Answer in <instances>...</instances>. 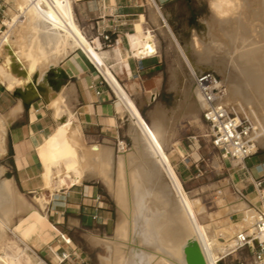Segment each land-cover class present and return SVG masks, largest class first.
<instances>
[{
	"label": "bare ground",
	"instance_id": "6f19581e",
	"mask_svg": "<svg viewBox=\"0 0 264 264\" xmlns=\"http://www.w3.org/2000/svg\"><path fill=\"white\" fill-rule=\"evenodd\" d=\"M12 1L15 3L14 8L18 12V14L16 15L14 14L11 17L10 25L14 26L16 23H18V19L22 17L23 21L25 22L24 26L28 31L27 34L28 37L27 35L25 36L27 37L28 40L25 41V44L23 42L22 43L28 48H32L33 50L34 49L36 50L37 48L38 51L36 50L37 51L36 52L34 50L35 51L34 55H31L27 52L30 57L27 54L26 58L28 57L29 60L24 66L23 71L17 74L15 73L14 61L15 60L18 61V59L13 58L14 59L13 60L11 57L13 56L11 55L13 54V52L14 54H16L15 51L17 50V48L15 47L14 44L16 40L14 41L13 38L14 36L9 37V39L6 38L5 40H7V43L6 42H5L6 44L4 43L5 48L2 50V52H0V83L6 86V88L10 90L15 95V98H17L18 100L27 101L35 93L37 92L41 93L43 90H45L48 87V85L53 83L51 82L49 75H50V71L52 70V65H53L52 60L56 58V56H58L59 52L63 50L64 53L66 54L69 49L76 47L80 48L83 51V53L89 58V60L98 68V70L100 71V73L103 75L106 82L110 86L114 96L118 99L120 106L129 114L130 119L132 121V123L130 124H133V127L131 126V128H133L132 130H135L137 132L136 135H134L133 143H132L134 145V152L136 153L140 152L142 154L141 156H143L141 159L148 158L152 162L151 163L149 161L150 163H147L144 161L143 163L142 160L141 161L142 166L138 164V167L140 166L141 168L135 167L137 168V170L132 171V173H130L131 174L130 179L128 178L129 176L127 177L128 180H130L131 182V183L129 182L131 186L128 184L130 186V189H128L129 192L131 190V193H129L130 194L129 197L131 200L130 203L128 200V194L126 193L127 189L125 188L126 187L125 184L127 182L124 184L125 181L123 182L122 180L123 178L120 177L122 175L121 173L122 166L121 167L119 166L120 169L118 172L120 176L117 180L115 187L112 186L110 177L108 176L109 175L108 156L106 157L105 155H103L101 158H98L99 160L97 164H95L96 165L95 169L93 167L95 174L98 175L101 178V180L105 181L109 185V187L113 189L115 198L117 200V204L120 208L119 210L123 212L122 215L124 214L123 215L124 219L122 218L123 219L122 223L119 222L120 224L117 226L116 229V237L117 239L119 238L120 242L116 244L117 246H115V249L113 251L110 249L111 252H114V254L118 256V260L116 259L117 261L114 260L116 261V263L115 262L112 263L110 262L109 259H106L104 257L100 260L101 264H187L184 253L186 248H191L200 251L205 264H219V263L221 264L220 256L224 254L229 248L233 247L234 245L233 235H235L236 232L243 226V221L240 220L239 222H237L236 226L231 224L235 226L233 227L234 229L232 228L229 230H224L220 228V230H217L216 228V231L213 230V232H211L208 225L201 224L200 222H198L199 220L198 221L196 220V215H199L200 211L197 207H195L196 204L193 201H191L184 192L182 185L170 164L169 156L165 154L164 149L162 147L161 144L162 140L160 141L161 138H159L162 137V135L160 136L158 135L159 129L161 130L162 126L157 122H152L150 126L141 118L137 108L131 102L127 93L124 91L120 83L106 67L105 61L101 56L99 49L89 44V41L87 40L83 31L74 21L71 12L70 1L69 0H12ZM243 6L244 4L241 0H209L208 9L210 11L211 16L210 18H207L204 22L206 24L205 25L206 27L204 25L203 26L207 30V32L204 35H199L194 31L191 32L190 34L191 44L187 45V44H183L172 34V38L176 45L177 53L180 57L179 60L181 64L180 69H182L181 72L183 78L184 79L186 78L185 81L187 82L185 93L183 92L184 95L183 100L181 99L182 100L181 110L183 112L192 114L194 117H196L198 110L199 109L201 110L199 98L196 95L191 83L192 74L200 73L210 69L215 70L221 75L222 77L221 83L225 84L226 86L225 96L223 99L224 104L227 106H232L234 110H239L238 108H240L241 104L237 103V101L235 100L233 95L234 88L232 89L231 87L232 86L231 83L234 79V75L229 71V68L231 67L229 68L227 67L228 64L227 61L230 60L229 55L227 56L229 50L227 48L228 45L227 42L223 41L222 36L219 35L217 28H219L220 25L223 26L225 24H231V23L234 24V22H237L238 18H240L244 13ZM5 21L6 20H3V25H5L4 24ZM248 22L249 21H247V23ZM217 23L219 24V26H217ZM256 26L257 25H255V27ZM10 28L11 27H9V29L5 32L4 38L9 35L8 34L9 31H11ZM77 33H79L81 37H79ZM246 36L244 38L242 34L234 33L232 35L233 38H231V42H230L232 43L231 48L233 45L238 47L236 57L239 59L247 58V57L251 58V56L255 55L257 51L255 48L256 43L255 44L253 43L254 40L252 41V38H246ZM19 38L21 39L20 36ZM206 38L212 41L213 44L212 45L209 44ZM2 42L3 40H0V46L2 45L1 44ZM154 43H155L154 36L149 33H145L141 37V44L135 47L134 53L141 56L145 54L148 55L152 54L154 52ZM259 43L260 42H258V44ZM42 60H45V62L47 63V68L44 71L39 70L40 64L43 63L41 62ZM16 64L18 65L17 62ZM20 66L22 67V65ZM228 66L231 65L229 64ZM58 73L59 71L56 74L58 75ZM179 76H181L179 75V72L174 71L173 82L177 83L180 80ZM254 78L264 79V76L256 74L254 75ZM263 81L262 83L264 84ZM50 101L52 100L50 99ZM57 109L58 108H56L55 111ZM249 112L250 113L253 112V114H255L253 116H255L256 120L262 127L264 134V118H259L256 115V112H254L253 110ZM57 119L59 121L58 122L59 128L61 130L59 133V137L51 139V141L49 142L46 148V151L44 152V157L50 163V166L55 167L59 165L58 179L62 181V183L64 182V184L66 185L64 179H67L72 183H78L82 181L88 173H91L90 170L92 167H90L91 165L90 162L88 160L86 161L85 159L84 162L81 163L82 164L81 166L80 161L78 159V153L76 147L78 142L75 145L76 135H78L76 126L74 124H71L70 123L71 121L69 120L61 121L58 117ZM4 120L0 119V152L2 150V136L4 134L3 133L4 128L7 124L6 122H4ZM169 120H171V118ZM208 130L209 128L208 126H206L205 134L208 133ZM258 144L264 147V136L258 139ZM57 146L61 147L62 150L66 151L65 152L66 156L65 158L62 159L60 158L61 161L59 160V158H57V156L56 157L54 156L55 148ZM132 155L136 156V154L134 153H132ZM81 157L88 158L87 154H84V152H83V156ZM137 158L139 159V157ZM134 159L132 161H134ZM119 161L121 162L120 159ZM137 162L139 163V161ZM132 166L134 168V164ZM155 168H157L158 171L159 170L162 171L165 174L166 178L168 179L167 181L170 183V187L172 188V192L174 193V202L173 205L171 204L172 206L168 205L167 203L168 200L167 202H165L166 201L165 199H164L165 201L161 200L165 196L161 198L162 193L159 191L160 186L159 188L156 187V189H158L157 191L154 190L151 191L152 189H150L149 191V188H147V185H149L147 184V181L149 182V180L151 181V179L155 180V177H157L158 176L157 174H159V172L156 174L157 170ZM2 173L3 170L0 168V253L1 252L3 253V255L0 254V264H14L16 258H12L10 257V254L7 255V253L4 252L5 246L7 247L6 243L4 242L8 240L7 233L11 232L10 226H11L12 212H14L13 208L16 202V192H15L16 187L14 188L11 179L3 178ZM123 176L125 175H122V177ZM160 176L163 177L162 174H160ZM48 177L50 178L51 182L52 181L54 182L56 180V174L54 172H50ZM125 180L127 181V179ZM152 183L155 184L154 181H152ZM164 188H166L165 185ZM49 189L51 190L52 188ZM52 191L53 190L48 192L51 194ZM158 192H160L161 196H158ZM150 193H153L154 195V196L152 195L153 201L155 200L163 204L167 203V206L171 208V209L168 208L170 209L169 214L166 210L167 212L166 215H168L167 218L169 217L170 221L174 225L176 231V237H171L167 235L165 228L161 229L162 224L165 223L166 221L165 219L166 217L160 215L162 214L161 212H159L160 214H158L157 213L158 210L156 209L153 210L151 206L147 204L148 199H146V196ZM22 201L18 196L17 197L18 206H16V210L17 208L23 206ZM129 204L131 207H129ZM236 204L238 205V203ZM240 204L241 203H239V205L236 207H231L230 209L232 212H241L242 214H244V217H246L248 215V213L246 212L247 205L245 204L246 206L245 209L244 204L243 205ZM217 236H223L228 239L232 238V240L224 246L217 241ZM136 237H138L139 239L138 240L139 244L141 243L145 245L147 247L145 249L147 250L132 249L131 246L128 247L125 246L124 244L125 241L126 242L131 241ZM105 242L108 243L107 241ZM154 243L155 244L157 243L159 245V248L154 247L155 246ZM107 245H109V243ZM105 248L107 249L108 247Z\"/></svg>",
	"mask_w": 264,
	"mask_h": 264
},
{
	"label": "rangeland",
	"instance_id": "374dc122",
	"mask_svg": "<svg viewBox=\"0 0 264 264\" xmlns=\"http://www.w3.org/2000/svg\"><path fill=\"white\" fill-rule=\"evenodd\" d=\"M0 1L4 5V8H3L4 12L2 15H0V40H3V42L1 43L2 45L0 46V52H2V50L5 48L4 47L5 44L7 43V40L5 39L6 38L9 39V37L14 36L13 37L14 41L16 40L14 44H15V47L17 48L15 52L17 55L14 54L13 52V54H11L13 56L11 57L12 59L13 58L18 59V61L17 60L14 61V65H15L14 67H15V73L19 74L23 71L24 66L29 60L28 57L26 58L27 54L29 53L31 55H34L37 48L36 50L34 49L35 50L34 51L32 48H28L27 46L24 45L25 41L28 40L27 39L28 31L24 26L25 22L23 21L22 17L18 19V23H16L14 26L10 25L11 17L14 14L15 15L18 14L16 9L14 8L15 3L12 0H0ZM208 1L209 0H191L192 6L194 9V19L191 23L192 30L188 32L187 34H185V36H175L183 44H187V45L191 44V39H190L191 32L194 31L195 33L199 35H204L207 32L205 28L206 24L204 22L207 18H210L211 16L210 11L208 9ZM241 1L244 4L243 6L244 13L240 17L241 19L238 18V21L240 20L241 21L234 22V24L233 23L225 24L223 26L222 25L219 26V24L217 23V26H219V28L217 29H218L219 35L222 36L223 41L227 42V45H228L227 48L229 49L227 56L229 55L230 60L227 61L228 63L227 67L228 68L231 67L229 68V71L234 75V79H233L234 82L232 81L231 87L232 89L234 88L233 95H234L235 100L237 101V103L241 104L240 108H238L239 110H235L237 115L239 117H246V116L252 117L255 114H253V112L250 113L249 111L253 110L254 112H256V115L259 118H264V109H262L264 108V84L262 83L264 79L254 78V75L256 74L264 76V33H263L264 32V11H263L264 10V5H263L264 0H241ZM255 14H256V17H255ZM3 20H6L4 22L5 25H3ZM247 21L249 22L247 23ZM255 25L257 26L255 27ZM9 27H11L10 28L11 31H9L8 33L9 35L4 38L5 32L9 29ZM248 28H249V31H248ZM147 32L154 36V42H155L154 52L156 51V53L161 57L163 66L166 71L167 80L172 79V82L174 81L173 80L174 71H178L179 75H181L179 76L180 80L176 84L177 87L172 86V89L177 94V97H178L177 101L170 104L172 106V111H171L172 116H173L172 121L175 122L176 124L175 127L177 129L174 136L177 142L181 145V149H177L176 146L172 147L171 149H167V153L169 154L170 164L176 176L178 177L187 197L196 204L195 207H197L200 211L199 215H196V220L197 221L199 220L198 222H200L201 224L208 225L211 232H213V230L216 231V228L217 230H220V228L224 230L232 229L233 227L236 226L237 222L240 221L242 213L232 212L230 208L236 207L239 205V203H241L240 205L244 204V208L246 209V206H245L246 202H244L240 198L239 193L236 190L235 185H234L236 184V178L232 177V179H230V177H228L227 172L225 170V164H224L225 161L221 157V152L213 148L212 145L210 144V141L207 138V134H205L206 126L202 121L200 109L198 110L196 117H194L192 114L185 113L181 110L182 100L184 97L183 92L185 93L187 82L185 81L186 78L185 79L183 78V75L181 72L182 69H180L181 68V64L179 61L180 57L177 53L176 45L172 38L173 33L168 34V32L162 31L160 32V34L154 35V33H151L147 29H142L140 25L137 24L135 26V31L133 33L128 34L129 37H131V40L129 41L131 45H135L139 43V38H135V36H137L138 34L147 33ZM228 33L230 36L228 35ZM234 33L242 34L244 38L247 35L246 38H252V41L254 40L253 43L254 44L256 43L255 48L257 50L255 55H252L251 58L247 57V58L239 59L236 57L238 47L233 45L231 48L232 43H230L231 38H233L232 35ZM26 35L27 37H25ZM19 36L21 37V39L19 38ZM255 37L257 38V41ZM17 40H19L20 42ZM206 40L209 44L211 45L213 44V42L210 41L208 38H206ZM258 42H260L259 44H261L262 46L259 45ZM18 43H21V44H18ZM16 44L17 46L18 45L19 46L17 47ZM72 49H69V50H72ZM105 49L107 48H103L102 50H105ZM59 54L64 55L65 53L63 50H61ZM131 55L134 56L133 54ZM16 62L18 63V65L16 64ZM41 62L43 63L40 64L39 70L44 71L47 68V63L45 62V60H42ZM251 62H254V63H251ZM106 63L110 66L112 74L115 76V78L120 83L124 91L127 93L131 102L137 108L141 118L145 122H148V123H151L152 120H155V118L147 119L145 116L144 110L140 108L137 87H135L129 82L123 81L122 76L118 77L115 72L116 70L118 71V69L113 68L112 66L113 63H109V60H106ZM229 64L231 66H228ZM254 64H255V67H254ZM20 65H22V67ZM207 71L214 74L220 81H222V77L218 72L212 69L207 70ZM223 85L225 86V84ZM5 89L7 90V94L10 97L12 98L15 97V95L10 90H8L6 86H5ZM225 89H226V86H225ZM109 93L111 94L113 100L117 103L116 109H117L118 114H117V121H116L114 130L105 137H97L96 139H89L85 137L84 135L80 134L77 128L78 135H76V141H75V145L78 142L76 147H77L78 159L80 161V164L83 163L85 159L86 161L88 160L90 162L91 164L90 167H92L90 170L91 173H88L87 175L93 176V177H86L87 176L86 175L84 179L97 181L100 184L107 200L111 203L112 208L114 210V216H115L114 224L109 234L101 238L89 236L88 240L87 238L82 239V245L79 248L74 247V249L75 248L76 249L69 252L67 250H63L64 246L60 244L58 241L59 236L58 238L54 237L55 232H52L49 230L40 231L45 228L46 221H47L45 213H46V202L48 198L46 196L50 194L49 192L51 190H53L51 192L52 194L54 190H57L59 188L73 184L67 179H64L66 185L64 184V182L62 183V181L58 179L59 165L55 167L50 166V163L44 157V152L46 151V148L49 142L51 141V139L59 137V133L61 130L60 128H58L56 129L53 135H51L45 140L42 147H40L37 151L39 153V160L42 165L41 181L43 185V190L39 191L38 193L29 194L27 192L22 191L19 188L16 178L13 177V170L11 168L9 158H7L4 150L0 152V168L3 170L2 177L11 179L14 185V188L16 187L15 188L16 189L15 190L16 202L13 208L14 212H12V219H11V226H10L11 232L7 233L8 240L4 242L7 245V247L5 246L4 248V252L7 253V255L10 254V257L12 258H16L15 262L16 261L17 262L16 263L14 262V264H84L82 263L83 260L85 261V264H101L100 260L104 257L106 259H109L110 262L112 263L114 262L116 263V261L118 260V256L114 254V252H111V250L113 251L115 249V246H117L116 244L120 242L119 238L117 239L116 237V229H117V226L120 223H122V220L124 219V216H123L124 214L122 215L123 212L119 210L120 208L117 204V200L115 198L113 189L109 187V185L105 181L101 180V178L98 175L95 174L94 172V169L96 167L95 164H97L99 160L98 158H101L103 155H105L106 157L108 156L109 158V175L108 176L110 177L111 184L114 187L116 186L117 180L120 176L118 171L120 167L122 166L123 168L121 167V170H122L121 173L122 175H125V176L122 177L121 175L120 177L123 178L122 179L123 182L125 181L124 184L127 182L125 184L126 185L125 188L128 190L130 189V186H131L130 184L131 182L130 180H128V178L130 179L131 177L130 173H132V171L137 170V168L135 167H138V164L142 166V162L144 163L145 161L147 163H150L151 160L148 158L141 159L143 157L141 156L142 154L140 152H138L139 154L134 152V145L132 143H133L134 135H136L137 132L135 130H132L133 128H131V126L133 127V124H130L132 123V121L130 119L129 114L120 106L119 101L113 96L110 90H109ZM54 105L59 107L58 97L55 98ZM228 108L233 109L232 106H228ZM149 109L151 110L153 108H149ZM60 112H62L61 109H60ZM252 118L254 119L255 116H253ZM3 133L4 134L2 136V145L5 143L4 135L6 134L5 132ZM83 149H86V150H83ZM65 152L66 151L62 150L61 147L57 146L55 148L54 156L55 157L57 156V158H59V160L61 161V159L65 158L66 156ZM83 152L84 154H87L88 158L81 157L83 156ZM132 153L136 154V156L139 157V159L141 160H139L135 155H132ZM132 158L133 159L135 158L134 161H132L133 160ZM119 159L121 160V162L119 161ZM252 159H255L253 160L255 162H258V161L263 162L264 161V147L258 144V152L256 154V157ZM137 161H139V163ZM236 162H239V161H236ZM133 164H134V168L132 166ZM130 165L133 168V170L130 167ZM140 166L138 168H141ZM129 167L131 171L129 170ZM123 169L125 172L123 171ZM155 169L157 170V168ZM186 170L190 173V175L187 176V174L185 173ZM50 172H54L56 174V180L54 182L53 181L51 182L50 178L48 177ZM158 172L159 174H157ZM161 172L162 171L157 170L156 174L158 176L155 177V180L151 179V181L150 180L149 182L147 181V184H149L147 185V188H149V191L150 189H152L151 191L153 190L157 191L158 189H156V187L159 188L160 186L159 191L162 193V196L160 195V192H158V196H161V198L165 196L161 200L165 199L166 200V201L164 200L165 202H167L168 200L167 202L168 205L172 206L174 202V193L172 192V188L170 187V183L167 181L168 179L166 178L165 174ZM160 174H162L163 177H161ZM125 179H127V181ZM152 181H154L155 184H153ZM162 183L165 185L166 188H164V185ZM243 183L245 185L248 184L246 180H244ZM49 184H52V185H49ZM49 188H52V189L50 190ZM127 190H126V193L128 194V200L130 203L131 200L129 197L130 195L129 193H131V190L130 192L129 190L128 191ZM45 191H47V194ZM152 195L153 193H150L146 196V199H148L147 204L150 205L153 210L154 209L158 210L157 212L158 214H160L159 212H161L162 214L160 215L165 216L166 221H168V222L165 221V223H163L164 225L162 224L161 229L165 228L167 235L171 237H176V231H175L174 225L170 221V218L169 217L167 218L168 215H166L167 212L169 214V211L171 208L167 206V203L163 204L155 200L153 201L152 198L154 195L153 196ZM18 196L21 199V201L23 200L22 201L23 206L20 208H17L16 210V206H18L17 205ZM168 197L169 198L172 197L170 199H173V200H170ZM236 203H238V205ZM129 207H131L130 204H129ZM13 213H14V216H13ZM29 225H32L36 232L29 234L27 237L24 238L23 230L26 226H29ZM228 227H231V228H228ZM227 239L228 238H225L223 236H217V241L221 245H224V246L232 240V238L228 240ZM138 240H139L138 237H136L135 239L131 241H127V242L124 240L126 242V243L124 242V244L127 247L131 246L132 249L147 250L145 249L147 247L141 243L139 244ZM105 241H107L109 245H107L108 243H106ZM133 243L136 244L137 247ZM112 245H113V248H112ZM105 247H108V248L106 249ZM154 247L159 248V245L156 243ZM0 254L3 255L2 252ZM250 257H251L250 252L247 249H244L240 252H236L234 254H231L223 258L220 262L221 264H236V262L239 260L241 261L245 260L248 263L250 261Z\"/></svg>",
	"mask_w": 264,
	"mask_h": 264
},
{
	"label": "crops",
	"instance_id": "0c3cea01",
	"mask_svg": "<svg viewBox=\"0 0 264 264\" xmlns=\"http://www.w3.org/2000/svg\"><path fill=\"white\" fill-rule=\"evenodd\" d=\"M69 1L74 21L86 38L93 39L104 61L109 60L113 68L118 69L115 71L118 77L122 76L123 81L137 87L139 106L144 110L146 118H155L152 122L162 126L158 135H162L159 138L165 154L169 156L167 149L174 146L181 149L174 136L177 129L172 121L170 105L178 98L172 89L177 83L172 82V79L167 80L161 57L156 51L142 56L134 53L145 33L135 36L139 38V43L135 45L129 42L131 37L128 34L133 33L138 24L154 35L165 31L174 36H185L192 30L194 19L191 0ZM103 31L115 40L105 50L100 48V33ZM52 61L49 78L53 83L26 102L10 97L5 86L0 83V119H5L7 123L2 150L10 160L13 177L19 188L29 194L43 190L42 165L37 151L59 128L57 117L61 121H71L79 133L89 139L107 136L114 130L117 121V103L106 88L100 85L99 77L77 48L69 50L65 55L56 56ZM153 95L155 98L151 100ZM56 97L59 107L54 105ZM166 117L171 120L167 121ZM152 122L146 123L151 126ZM223 160L228 177L236 178V190L242 194L250 193L251 187L243 182L247 177L246 169L251 167L255 159L245 160L243 164L229 158ZM185 173L190 175L187 170ZM46 197L47 221L45 228L40 231L55 232L54 237L59 236L58 241L64 246L63 250L70 252L79 248L82 239L88 240L89 236L105 237L114 224V210L97 181L83 179L54 190ZM34 232L32 225L26 226L23 237ZM82 263L85 264V261Z\"/></svg>",
	"mask_w": 264,
	"mask_h": 264
},
{
	"label": "built area",
	"instance_id": "2783aa9c",
	"mask_svg": "<svg viewBox=\"0 0 264 264\" xmlns=\"http://www.w3.org/2000/svg\"><path fill=\"white\" fill-rule=\"evenodd\" d=\"M3 8L4 5L0 1V15L4 12ZM77 34L81 37L79 33ZM100 39L101 49L109 48L115 43L106 31L100 33ZM87 40L95 47L93 39L87 38ZM76 48L99 77L100 85L113 94L98 68L80 48ZM105 64L111 72L106 61ZM192 85L201 105L202 121L209 128L207 138L212 147L221 152L223 159H233L241 164L245 160L256 157L258 139L264 136L262 127L256 118L239 117L234 109L224 104L225 86L214 74L208 71L193 73ZM154 98L153 95L151 100ZM246 176L245 180L251 187V192L238 193L240 198L246 202L248 215L244 217L242 214L240 220L243 221V226L233 236L234 245L220 258L222 260L231 254L247 249L251 254L250 261L247 263L245 260H239L236 264H264V161L252 163L251 167L246 169ZM65 243L70 246L67 241Z\"/></svg>",
	"mask_w": 264,
	"mask_h": 264
},
{
	"label": "water",
	"instance_id": "95a60500",
	"mask_svg": "<svg viewBox=\"0 0 264 264\" xmlns=\"http://www.w3.org/2000/svg\"><path fill=\"white\" fill-rule=\"evenodd\" d=\"M184 253H185V259H186L187 264H205L200 251H197L191 248H186Z\"/></svg>",
	"mask_w": 264,
	"mask_h": 264
}]
</instances>
